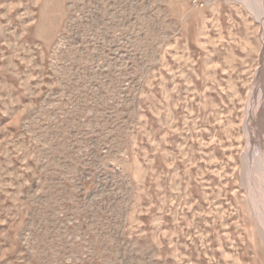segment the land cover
<instances>
[{
	"label": "rangeland",
	"instance_id": "obj_1",
	"mask_svg": "<svg viewBox=\"0 0 264 264\" xmlns=\"http://www.w3.org/2000/svg\"><path fill=\"white\" fill-rule=\"evenodd\" d=\"M0 264H264V0H0Z\"/></svg>",
	"mask_w": 264,
	"mask_h": 264
},
{
	"label": "bare ground",
	"instance_id": "obj_2",
	"mask_svg": "<svg viewBox=\"0 0 264 264\" xmlns=\"http://www.w3.org/2000/svg\"><path fill=\"white\" fill-rule=\"evenodd\" d=\"M260 137V136H259Z\"/></svg>",
	"mask_w": 264,
	"mask_h": 264
},
{
	"label": "built area",
	"instance_id": "obj_3",
	"mask_svg": "<svg viewBox=\"0 0 264 264\" xmlns=\"http://www.w3.org/2000/svg\"><path fill=\"white\" fill-rule=\"evenodd\" d=\"M201 4V3H200Z\"/></svg>",
	"mask_w": 264,
	"mask_h": 264
}]
</instances>
